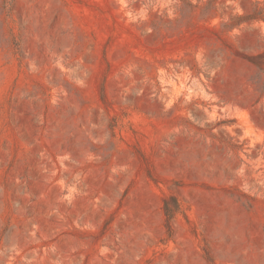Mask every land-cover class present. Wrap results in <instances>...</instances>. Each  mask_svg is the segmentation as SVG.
Masks as SVG:
<instances>
[{
    "label": "rangeland",
    "instance_id": "1",
    "mask_svg": "<svg viewBox=\"0 0 264 264\" xmlns=\"http://www.w3.org/2000/svg\"><path fill=\"white\" fill-rule=\"evenodd\" d=\"M204 2L0 0V264H264V21Z\"/></svg>",
    "mask_w": 264,
    "mask_h": 264
},
{
    "label": "trees",
    "instance_id": "2",
    "mask_svg": "<svg viewBox=\"0 0 264 264\" xmlns=\"http://www.w3.org/2000/svg\"><path fill=\"white\" fill-rule=\"evenodd\" d=\"M219 0H205L202 6V14H208L215 7V3ZM224 2L225 0H220ZM248 6H243V13H236L229 17L225 22L221 23L222 28L225 30H232L238 28L243 23H253L256 21H264V1L261 0H246ZM192 8L197 6L188 2ZM239 58L245 60L247 63L254 66L258 73L252 78V83L264 92V54H236ZM164 213L169 218L172 216V211L164 208Z\"/></svg>",
    "mask_w": 264,
    "mask_h": 264
}]
</instances>
